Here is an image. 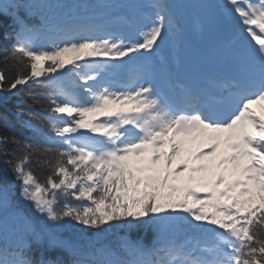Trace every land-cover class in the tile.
Instances as JSON below:
<instances>
[{"label": "snow or ice", "instance_id": "snow-or-ice-1", "mask_svg": "<svg viewBox=\"0 0 264 264\" xmlns=\"http://www.w3.org/2000/svg\"><path fill=\"white\" fill-rule=\"evenodd\" d=\"M96 3L138 38L95 23L86 0L0 5L16 25L5 34L14 43L4 62L17 68L0 71V92L48 90L32 99L41 118L20 120L38 139L0 116L12 133L0 132V151L12 156L27 205L0 173V264H264V0L201 3L230 26L222 47L233 75L215 94L176 85L180 104L136 72L121 83L110 77L132 54L159 56L166 43L178 54L176 5L143 0L128 13L119 0ZM46 36L55 38L39 44ZM34 164L47 170L43 181ZM71 223L97 236L151 230L152 240L85 247L60 235Z\"/></svg>", "mask_w": 264, "mask_h": 264}, {"label": "trees", "instance_id": "trees-1", "mask_svg": "<svg viewBox=\"0 0 264 264\" xmlns=\"http://www.w3.org/2000/svg\"><path fill=\"white\" fill-rule=\"evenodd\" d=\"M2 19L4 18L0 16V21H2ZM4 20L5 23H3V26L0 25V71H3L7 76L10 74L14 75L17 68L14 60H9L7 63L4 62V58L11 55L12 44L14 43V40L12 39H5V34H9L12 31L9 27V21L12 19ZM46 93L47 91L44 88L36 86L30 88L25 86L19 95L11 96V93L0 92V116L7 117V119L9 117L11 123L15 125L17 133L22 131L23 135L26 136L28 129H21L20 121L17 120V117L21 116L24 120H31L33 122L39 120L40 117L34 113V110L41 111V109L39 106L33 105L32 99L33 97L42 99L43 95ZM5 97L7 98L5 99ZM29 105L32 106L29 107ZM18 113L21 115L18 116ZM0 132L7 135L12 134L7 128H0ZM11 159V155L0 151V173L4 174L10 180H14L9 164ZM33 170L40 180L43 181L44 176L47 174V170L42 169L35 164L33 165Z\"/></svg>", "mask_w": 264, "mask_h": 264}, {"label": "bare ground", "instance_id": "bare-ground-1", "mask_svg": "<svg viewBox=\"0 0 264 264\" xmlns=\"http://www.w3.org/2000/svg\"><path fill=\"white\" fill-rule=\"evenodd\" d=\"M9 118V117H8Z\"/></svg>", "mask_w": 264, "mask_h": 264}]
</instances>
